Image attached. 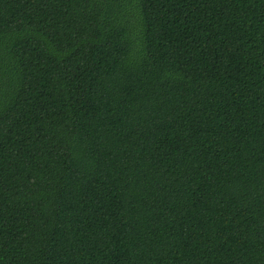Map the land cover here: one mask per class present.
<instances>
[{
    "label": "trees",
    "instance_id": "trees-1",
    "mask_svg": "<svg viewBox=\"0 0 264 264\" xmlns=\"http://www.w3.org/2000/svg\"><path fill=\"white\" fill-rule=\"evenodd\" d=\"M0 264H264V0H0Z\"/></svg>",
    "mask_w": 264,
    "mask_h": 264
}]
</instances>
